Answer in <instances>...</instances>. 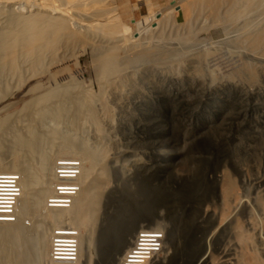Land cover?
<instances>
[{
  "label": "rangeland",
  "instance_id": "374dc122",
  "mask_svg": "<svg viewBox=\"0 0 264 264\" xmlns=\"http://www.w3.org/2000/svg\"><path fill=\"white\" fill-rule=\"evenodd\" d=\"M176 1L181 2L113 3L120 26L130 27L131 17L139 20L154 10L178 9ZM215 23L207 19L193 31L198 40L193 43L195 47L216 53L215 81L201 80L194 73L187 76L180 69L170 81L158 67L150 64L147 69L138 64L130 68L126 74L130 77L120 82L123 85L119 90L106 91L102 96L110 116L106 112L98 120V132L114 157L109 153L111 163L105 162L98 171L94 225H84L82 221L80 229L69 222L74 227L53 225L42 264H53L52 230L58 226L78 228L80 234L92 236L90 264H119L135 235L156 227L164 230L163 247L149 264H264V62L246 54L248 51L230 53L234 50L230 44L233 25ZM73 53L74 59L52 70L53 79L64 75L68 83L73 79V87L93 90L89 94L98 93L100 98L92 61L95 54L83 46L75 47ZM242 61L255 68L252 92L244 89L246 82H251L248 74L245 78L234 76ZM45 79L44 76L42 81ZM237 80L243 81L239 83L243 89L235 84ZM175 81L191 84L187 88L189 94L178 92ZM220 82L223 86L215 88ZM26 84L29 86L25 89ZM35 84L36 79L32 78L23 85L12 86L8 94L2 91L0 108L10 102L12 105L26 101L28 87ZM209 84L211 88L205 92L203 88ZM194 87L201 91L200 95H192L190 90ZM89 126L86 131L77 128L74 134L92 145L95 128ZM62 155L54 158L44 203L55 180L58 161L81 162L76 155ZM77 182L80 189L78 179ZM87 208L85 205L79 209L80 220L88 217ZM40 213L44 214L41 209ZM23 220L27 228L32 227L34 221L28 216ZM79 243L80 236L77 264H84Z\"/></svg>",
  "mask_w": 264,
  "mask_h": 264
},
{
  "label": "bare ground",
  "instance_id": "6f19581e",
  "mask_svg": "<svg viewBox=\"0 0 264 264\" xmlns=\"http://www.w3.org/2000/svg\"><path fill=\"white\" fill-rule=\"evenodd\" d=\"M176 5L178 9L154 10L139 20L131 17V26L121 27L113 0H0V100L4 98L2 91L8 94L12 86L36 79V84L28 87L26 101L0 108V194L13 189L8 187L9 173L20 177L21 183L16 221L0 223V264H42L53 225L74 227L72 223L79 229L81 221L94 225L98 171L105 162L111 163L109 153L114 157L98 132V120L108 108L102 96L106 91L119 90L132 66L152 64L170 81L179 69L204 81L216 78V53L193 45L198 42L193 31L207 19L211 24L233 25L230 44L234 50L230 53L248 51L246 54L264 62V0H181ZM171 30L173 33L168 32ZM77 46L95 54L92 61L102 99L98 93L90 95L93 90L76 89L71 84L73 79L68 83L64 75L53 79L52 70L74 59ZM247 74L251 82H246L244 89L252 92L255 68L242 61L234 76L245 78ZM239 81L235 84L243 89V84L239 85L243 81ZM174 85L178 92L189 94L191 84L175 81ZM210 86L203 90L208 92ZM190 91L193 96L201 92L196 87ZM89 125L95 128L92 145L74 134L77 128L86 131ZM62 154L80 158V189L70 207L46 209L43 201L52 181L53 161ZM85 205L88 217L80 220L77 214ZM24 216L34 221L32 227L25 226ZM91 244L92 236L81 233L79 256L84 264L91 262Z\"/></svg>",
  "mask_w": 264,
  "mask_h": 264
},
{
  "label": "built area",
  "instance_id": "2783aa9c",
  "mask_svg": "<svg viewBox=\"0 0 264 264\" xmlns=\"http://www.w3.org/2000/svg\"><path fill=\"white\" fill-rule=\"evenodd\" d=\"M60 165L55 168V180L51 191L43 205L47 208H65L71 205L77 195L79 185L77 178L80 175L81 162L79 160L58 161ZM8 187L0 194V223H12L16 221V203L21 195L20 177L12 175ZM3 175L0 172V176ZM1 178V177H0ZM63 195L64 198H61ZM80 232L78 229L68 227H55L52 230L53 264H77V247ZM164 241L162 227L144 229L139 231L126 252L121 257L119 264H149V262L161 251Z\"/></svg>",
  "mask_w": 264,
  "mask_h": 264
},
{
  "label": "clouds",
  "instance_id": "9594fccd",
  "mask_svg": "<svg viewBox=\"0 0 264 264\" xmlns=\"http://www.w3.org/2000/svg\"><path fill=\"white\" fill-rule=\"evenodd\" d=\"M70 207V206H69ZM51 209V208H50ZM123 256V255H122Z\"/></svg>",
  "mask_w": 264,
  "mask_h": 264
}]
</instances>
